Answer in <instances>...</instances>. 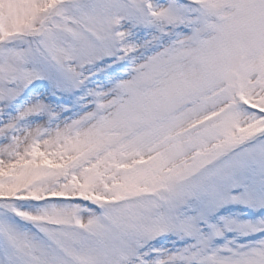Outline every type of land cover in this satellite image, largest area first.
<instances>
[{
    "label": "snow or ice",
    "instance_id": "6c2138e0",
    "mask_svg": "<svg viewBox=\"0 0 264 264\" xmlns=\"http://www.w3.org/2000/svg\"><path fill=\"white\" fill-rule=\"evenodd\" d=\"M0 264H264V0H0Z\"/></svg>",
    "mask_w": 264,
    "mask_h": 264
}]
</instances>
